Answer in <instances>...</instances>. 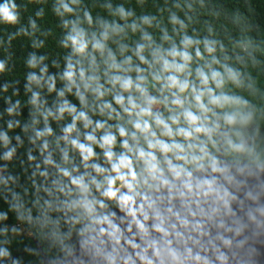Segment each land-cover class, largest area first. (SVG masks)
<instances>
[{
	"label": "trees",
	"instance_id": "trees-1",
	"mask_svg": "<svg viewBox=\"0 0 264 264\" xmlns=\"http://www.w3.org/2000/svg\"><path fill=\"white\" fill-rule=\"evenodd\" d=\"M4 2L0 0V3ZM8 2L15 3L12 10L18 19L15 23L0 19V62L4 64L0 71V264H44V259L55 261L69 248V236L74 230L89 227L94 221L93 213L103 217L117 203L104 197L102 188L97 189L91 182L93 177L102 180L109 174L111 165L104 156L105 150L99 143L86 140L85 134L91 133L100 141L104 131H112L117 137L113 150L119 154L126 151L121 147L123 139H129L130 145L134 142L130 137H121L116 126L124 125L131 130L128 121L135 119V115L124 113L113 99L121 90L119 85L113 87L109 82L116 70L107 67L110 63L107 51L101 55L89 44L86 53L75 54L70 42L68 47L64 46L63 41L73 22L86 30L90 40L107 31V46L117 62H122L125 56H132V64L123 67L132 69L129 74L133 78L136 76L135 66L142 68L143 74L151 81L148 85L150 93L160 99L165 95L171 99L168 90H161V84L151 80V73L160 65L153 63L149 67V64L142 63L135 55V46L145 43L143 54L151 62L153 57L149 53L155 48L168 49L175 45L183 49L181 41L185 36L191 37L193 44L187 48L193 56L190 78L199 85L195 75L197 66L204 67L209 73L212 70L221 72L225 83L216 90L234 98L236 102L229 106V110L238 113L236 124L226 125L219 120L221 126L213 133L212 140L199 134L200 141L207 144L216 164L231 162L264 167V0ZM62 3H68L74 11L64 12ZM121 7L124 13L120 11ZM66 20L69 21L67 25ZM144 33L151 35L152 40L142 39ZM205 45L213 51L209 52ZM123 46L127 47L122 50ZM196 49L202 57L196 56ZM33 57L34 67L29 64ZM70 62L76 71L75 85L63 75ZM81 67L85 69L86 77L98 76L92 86L95 87L96 83L103 85V97L83 87L79 76ZM228 69L235 73V80L230 78ZM31 74L36 75L38 82L29 79ZM211 86L216 88L215 83ZM78 87L85 97L83 101L77 95ZM61 91L63 96L59 95ZM33 93H38L35 103H32ZM123 94L127 96L129 93ZM135 95L139 97L138 93ZM65 100L75 106V112L59 113L58 108ZM188 100H191L190 96ZM105 101L111 102L112 108H105ZM157 109L166 116L169 114L162 104H157L154 110ZM172 109L178 111L175 106ZM81 111L93 123L85 128L84 120L77 119L73 131L66 133L64 129ZM208 115L217 120L211 113ZM97 120L107 123L104 129L93 131ZM47 128L52 131L47 132ZM73 138L91 144L97 155L85 161L81 150L71 145ZM140 142L143 144L142 139ZM9 152L10 156L7 155ZM93 163L109 172H97ZM174 163L183 161L175 160ZM202 164H212V161L206 158ZM186 167L196 169L193 165ZM64 170L70 175H65ZM137 170H140L139 165ZM81 176L86 188L72 182ZM142 189L149 190L146 186ZM89 202L95 212L86 210L85 205Z\"/></svg>",
	"mask_w": 264,
	"mask_h": 264
},
{
	"label": "clouds",
	"instance_id": "clouds-1",
	"mask_svg": "<svg viewBox=\"0 0 264 264\" xmlns=\"http://www.w3.org/2000/svg\"><path fill=\"white\" fill-rule=\"evenodd\" d=\"M72 3H77V0H72ZM15 7V3H9L8 0L0 3V19H3L7 23L17 22V13L12 10ZM61 7L64 12L71 13L74 11L68 3H62ZM120 11L124 13L122 7ZM85 15L88 16L89 14L85 13ZM173 20L176 21V18L173 17ZM64 23L67 25L69 21L66 20ZM164 38L168 39L167 36ZM108 39L109 33L104 31L100 33L99 38L90 40L86 30L82 27L78 28L73 22L71 31L63 41L65 47H68L70 42L72 51L75 54L86 53L89 49V44H91L93 50L99 51L101 55L107 51V55L110 58V63L107 67L109 70H116L110 76L109 82L113 87L119 85L121 90L120 94L115 95L113 99L121 106L124 113H127L129 116L135 115V119L128 121L131 124V130L124 125L116 126L121 137H130L134 142L133 145H130L129 139H123L120 143L121 147L126 151H121L119 154L113 150L117 137L112 131H104L100 141H97L95 135L91 133L85 134L86 140L99 143L100 148L105 150L104 156L111 165L109 172V170L102 168L99 164L93 163L92 167L97 172H109V174L104 175L102 180H97L93 177L91 182L96 185L97 189L102 188V195L104 197L115 200L120 210L130 216L132 223H135L137 228L144 232L145 235H147L146 221L149 219L158 221V223L151 226L153 230L167 235V229L164 227L166 221L165 215L157 207L156 200L150 199L141 189L146 186L148 189L159 191L161 187H165L171 193L173 189H176L175 181H180L182 188L186 189V191H178L179 196L184 198L187 195L193 194L192 171L186 166L193 165L196 168H202V162L206 158H210L213 170H216V159L210 156L207 144L200 141L199 134H204L211 141L213 133L221 126L218 122L219 120H222L226 125L236 124L238 113L229 110V106L236 101L225 92H217L216 89L221 88L225 83L221 72L212 70L209 73L205 71L204 67L197 66L195 68V75L199 81V85L190 78L192 75L191 62L193 56L187 48L193 44L191 37L185 36L183 38L181 41L184 45L183 49H179L175 45L168 49H163L162 46L155 48L149 53L153 57L151 62L143 54L146 44L137 43L135 46V55L142 63L149 64V67H152L153 63L160 65L157 71L151 73V80L160 83L161 90H168L171 99L167 95L163 99H160V97L150 93L148 85L151 81H149L148 76L143 74L144 70L138 65L135 66L136 76L133 78L129 74L132 69L123 67L124 64H132V56H125L122 62H117L115 54L107 46ZM142 39L151 41L152 37L144 33ZM126 47L123 46L122 50ZM205 47L209 52L213 51L208 45H205ZM195 54L197 57H202L199 49H196ZM40 59L43 60L44 57ZM29 64L30 66H35V57L29 61ZM67 68L68 70L63 74L64 78L70 84L75 85L76 71L74 70V65L70 62ZM3 69L4 64L0 62V71ZM45 70L42 69L41 71ZM228 73L231 79H236L235 73L231 69H228ZM79 76L86 90L91 89L92 92L100 97L105 95V92L101 90L103 85L96 83L95 87L92 86V82L98 81L97 75H88L86 77L85 69L81 67ZM29 79L37 80L38 82L35 74H31ZM211 83H215L216 88H213ZM51 90L52 88L50 87L49 91ZM68 90L71 91V88L69 87ZM125 92L129 94L125 96L123 94ZM135 93H138L139 97ZM59 95L63 96L64 92L61 91ZM77 95L81 101L84 100L85 97L80 93L79 87L77 88ZM37 96L38 93H33L32 103L36 102ZM189 96L191 100H188ZM157 104H162L169 114L166 116L163 111L154 110V106ZM172 106H175L178 111L173 112ZM104 107L112 108L111 102L105 101ZM8 111L11 112L12 109ZM58 111L62 115L65 111L72 113L76 109L75 106H70L69 102L65 100L63 105L58 108ZM209 113L213 117H217V120H212L208 115ZM77 119L84 120L85 128H88L93 123L88 115L81 111L77 116H73V123L64 129L66 133L73 131L76 127L75 121ZM106 123V121L97 120L93 131L104 129ZM46 131L50 133L52 130L51 128H47ZM42 134L38 133V135ZM141 139L143 140V144L140 142ZM70 143L73 147L81 150V155L85 161L97 155L91 144L81 143L78 138L71 139ZM233 146L240 147L239 145ZM7 155L10 156L11 152L7 153ZM65 158H67V154H65ZM173 159L183 161V163H173ZM138 165L140 166L139 171L137 170ZM165 166L171 174V179L165 175ZM111 173H115V175ZM64 174L70 175L67 170H64ZM118 181L121 182L119 186L117 185ZM72 182L81 187H87L84 184L83 176L74 178ZM212 184L213 181L196 183L195 195L203 194L204 196H208L216 191L212 188ZM205 185H207V188H205ZM121 188H126L127 191L122 192ZM138 198L142 201L139 205H137ZM172 198L174 197H169V199ZM100 203L103 207V202L101 201ZM145 206H147V209ZM93 207L91 204L85 205L89 213L93 211ZM148 210H151V215H149ZM167 212L175 215L178 220L181 219L179 213H173L171 208H168ZM111 215L115 216V213L113 212ZM140 216H143L144 219L141 220ZM98 222H106L110 225L113 230L110 235L120 232L118 225H115L108 215L103 216L102 221ZM181 223L187 224V220H181ZM130 230L131 224L129 225ZM102 231L105 230L102 229ZM116 240L119 242V236H116ZM150 246L155 247V242ZM156 253L157 255L159 254L158 248L156 249Z\"/></svg>",
	"mask_w": 264,
	"mask_h": 264
},
{
	"label": "water",
	"instance_id": "water-1",
	"mask_svg": "<svg viewBox=\"0 0 264 264\" xmlns=\"http://www.w3.org/2000/svg\"><path fill=\"white\" fill-rule=\"evenodd\" d=\"M215 169L212 164L191 169L193 194L184 198L178 194L186 191L180 181H175L172 199L165 187L159 191L141 189L156 200L165 215L167 235L152 229L158 223L152 219L146 221L145 235L116 203L106 215L118 225L119 233L110 235V225L98 222L103 217L93 213L94 221L72 243L65 258L44 259V264H264V167L221 162ZM166 170V177L171 179ZM204 181H213L216 191L208 196L195 195V184ZM141 202L138 198L137 205ZM168 208L181 219L168 213ZM148 212L151 215V210ZM153 242L155 247L150 246Z\"/></svg>",
	"mask_w": 264,
	"mask_h": 264
},
{
	"label": "rangeland",
	"instance_id": "rangeland-1",
	"mask_svg": "<svg viewBox=\"0 0 264 264\" xmlns=\"http://www.w3.org/2000/svg\"><path fill=\"white\" fill-rule=\"evenodd\" d=\"M154 108H157V105H155L154 106ZM175 162V159H173V163ZM166 172H168L167 170H166ZM112 175H115V173H111ZM151 182V181H150ZM120 183L121 182H117V185L119 186L120 185ZM121 191L122 192H125V191H127V189L126 188H121ZM88 204H91V205H93L92 204V202H89ZM92 212H95L94 211V207H93V211ZM89 227H90V225H89ZM89 227H85V226H81V227H79V228H77L76 230H74L71 234H70V236H69V248L66 250V252L60 257V259H63V258H65V256H66V254L70 251V249H71V247H72V243H74L76 240H77V238L81 235V234H83L84 232H86L87 230H88V228ZM57 260V259H56Z\"/></svg>",
	"mask_w": 264,
	"mask_h": 264
},
{
	"label": "bare ground",
	"instance_id": "bare-ground-1",
	"mask_svg": "<svg viewBox=\"0 0 264 264\" xmlns=\"http://www.w3.org/2000/svg\"><path fill=\"white\" fill-rule=\"evenodd\" d=\"M167 195H168V197L172 196V194L169 192V190H167Z\"/></svg>",
	"mask_w": 264,
	"mask_h": 264
},
{
	"label": "built area",
	"instance_id": "built-area-1",
	"mask_svg": "<svg viewBox=\"0 0 264 264\" xmlns=\"http://www.w3.org/2000/svg\"><path fill=\"white\" fill-rule=\"evenodd\" d=\"M16 226H19V224H16Z\"/></svg>",
	"mask_w": 264,
	"mask_h": 264
},
{
	"label": "flooded vegetation",
	"instance_id": "flooded-vegetation-1",
	"mask_svg": "<svg viewBox=\"0 0 264 264\" xmlns=\"http://www.w3.org/2000/svg\"><path fill=\"white\" fill-rule=\"evenodd\" d=\"M167 169V167L165 168V170ZM151 183V182H150Z\"/></svg>",
	"mask_w": 264,
	"mask_h": 264
}]
</instances>
